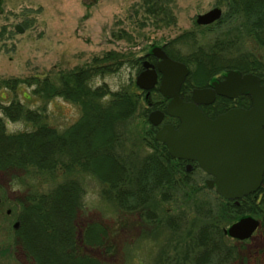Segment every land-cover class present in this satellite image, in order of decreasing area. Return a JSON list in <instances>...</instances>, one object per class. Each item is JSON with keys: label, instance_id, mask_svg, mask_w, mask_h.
<instances>
[{"label": "rangeland", "instance_id": "1", "mask_svg": "<svg viewBox=\"0 0 264 264\" xmlns=\"http://www.w3.org/2000/svg\"><path fill=\"white\" fill-rule=\"evenodd\" d=\"M155 1L157 0H3V10L0 13V119L5 133H30L39 127L31 122L12 121L4 115L1 108L15 103L28 108L34 114L38 113L41 125L58 129L59 132L66 131L82 117L81 108L69 100L62 97L44 99L43 95H35L34 88L27 84L20 83L14 89H11L10 84L38 77L43 81L50 76V79L57 81L77 69L96 70L98 73L91 79V86H106L112 93L126 92L140 102L133 104L138 109L136 107L137 110L127 123L129 134L124 143L129 145L123 143L115 148L119 155L125 160L129 159L130 166L137 170L144 157L157 156L155 149L149 147V135L146 133L151 131L155 139L158 127L150 122L149 116L154 111H165V105L158 108L157 104L160 100L163 101L164 97H161L157 90L147 93L136 84L137 77L144 69L142 61L146 60L145 57L152 48L167 44L170 49L179 52L181 59L189 58L192 61L190 56L204 57L198 65H187L190 72L200 73L199 79L202 78L204 69H219L208 76L203 87L228 71H237L227 69L222 72L220 68L234 65L236 60L242 58L251 59L255 65L260 64L257 66L261 69L258 73L264 80V34L256 36L249 30L251 36L244 43L247 27L237 25L245 20L237 17L229 19L230 0H158L159 6L170 9L173 14L174 19H164L165 21H162V16L149 13ZM214 8L222 11L221 19L210 26H199L197 17ZM16 25H21L24 32H17ZM229 40L235 43L229 45ZM209 60L213 61L214 65L210 64L208 67ZM104 67L112 70L101 75L104 71L100 70L99 73V69ZM246 74L257 75L256 72ZM190 76L187 78V84ZM190 80L196 82L194 77ZM188 89L186 97H190L193 90ZM245 100L243 106H248V100ZM231 102L226 110L234 105H242L236 101ZM169 121L171 118L166 120ZM118 148L124 152H120ZM188 165H191L190 171H187ZM188 165L183 162V171L179 172L167 166L175 176L172 184L161 186L155 191V201L149 211L155 216V220L151 221L146 218V210L124 209L122 200L126 191L122 190V197L118 202H114L108 196L109 184L106 186L88 175H75L84 189V196L76 224L73 223L71 229V233L75 235L72 240L74 244L66 248L56 243L58 238L50 239L45 236L42 249L57 253L60 262L55 261L54 264H77L73 262L76 261L73 260V252H77V258L86 260V263L82 264H91L88 263L89 258L98 264H197L196 259L202 251V248L198 247V238L207 230L202 225L209 223L207 210H210L211 216L216 215L219 205L224 208L221 201L225 202V199L207 186L206 182L210 177L196 164ZM52 171L54 172H41L34 167L17 172L0 169V193L9 201L13 198L30 197L31 201L27 199V206L34 207L35 196L39 198L41 194L52 193L55 188L73 177H69L70 175L61 168ZM186 175L189 180L184 178ZM184 180L187 182L184 183ZM238 203L234 204L239 206L240 202ZM128 205L136 206L130 199ZM10 206L14 205L11 203ZM258 206L263 218L253 215L240 218L253 217L261 223L250 239L239 241L226 234V231L240 220L238 217L229 216L231 220L224 219L221 223V231L228 241L227 245L240 247L242 259L236 264H264V207H261V204ZM202 207L206 210L201 211ZM25 208L27 207H24L26 230L30 215ZM18 212L16 206V213L19 214ZM170 219L176 225L170 226ZM37 221L35 219V226L39 230L35 233L44 232L45 229L39 226L41 222ZM43 223L48 224L46 220ZM89 226H98L106 231L108 238L101 237L98 246H89L86 240ZM9 228L8 225L7 229ZM47 232L50 235L54 233L50 230ZM204 234L209 236L208 231ZM214 236L216 234H213ZM28 241L30 239L25 236L24 246L29 245ZM65 248L66 254L58 253L60 250L64 252ZM4 252V261L9 264L12 259L8 248H5ZM215 255L216 253H209V261H213V264L218 262L217 258L222 261L221 255ZM60 258L65 262L61 263Z\"/></svg>", "mask_w": 264, "mask_h": 264}, {"label": "trees", "instance_id": "2", "mask_svg": "<svg viewBox=\"0 0 264 264\" xmlns=\"http://www.w3.org/2000/svg\"><path fill=\"white\" fill-rule=\"evenodd\" d=\"M230 6L229 19L233 20L237 17L242 21L245 20L244 23L241 21L242 23L237 25L247 27L245 28L246 40H243L244 43L247 42L251 33H255L256 36L264 34V0H230ZM149 13L151 15L162 16V21L174 19L171 10L162 7V5L159 6L158 0L155 1L153 7L149 9ZM249 30H251L250 34ZM181 39L182 38H180V40ZM231 41L233 40L228 41L229 45L235 43ZM170 48L171 47L167 48L169 56L183 63L186 62L185 64L189 67L198 65L201 59H205L202 56H195L194 58L190 56L192 61H190L189 58L181 59L178 56L179 52L176 53ZM108 56L109 54L107 57ZM231 62L233 63V61ZM213 63V61L209 60L208 67L210 64L214 65ZM233 64L234 65L231 66L225 65L220 69H222V72L227 69H235L245 74L246 72H256L261 78L260 73H258V71L261 70L258 68L260 64L255 65L251 59L242 58L236 60ZM100 70L104 71L101 73V75H103L105 72L111 71L112 69L110 70L104 67L103 69H99V73ZM204 70L205 72L201 74V79L198 78L200 73L195 74L193 71L190 72V79L194 77L196 78V82H192L190 79L188 84L185 82L186 85H184L182 89L183 97L187 96L186 90L188 88L203 87L202 85H205L208 76L219 71V69ZM97 73L98 71L96 70L93 71L92 69L81 68L77 69L75 72L68 73V75H63L62 78L57 81L50 79V76V78L43 81L38 77L30 78L25 82L16 81L15 84L9 83L12 85L11 89H14L20 83L27 84L34 88L33 93L35 95H43L44 99L50 100L52 98L62 97L77 104L82 111V117L76 124L66 131L59 132L58 129L41 125L39 114H34V112L28 108L25 109L19 103L1 108L4 115H7L12 121L20 120L31 122L39 126L34 132L11 135L5 133L2 120L0 119L1 170L17 172L19 170H27L28 168L34 167V169H38L41 172H43V170L54 172L52 170L61 168L67 175H70L69 177L73 176L65 183L55 188L52 193H44L43 195L41 194L39 198L37 196H35L37 198H32L35 204L34 207L30 208L27 206V199L31 201L30 197L24 199V205L27 207L25 210H28V215H30L26 229V231L28 230L26 238L30 239V241H28V246L30 247H35L37 245L41 247L44 245L45 236L50 239L58 238L56 243L62 244L66 246V248L74 244L72 240L75 238V235L71 233V229H73V223L76 224V217L80 211V203L84 196V189H82L80 183L74 177L75 175H88L92 178H96L106 186L109 184L107 186L109 190L108 196L114 202L120 200L122 197V190L126 191V195L122 200L124 209L129 208L133 211H135L134 209L146 210V218L151 221L155 220V216L153 217V214L149 212L150 206L154 204L153 202L155 201V191L161 186L164 187L172 184L175 176L167 166L169 165V167H172V165L175 164L174 167H172L174 171H183L184 161L171 158L165 145L155 141L151 131L146 133L149 135V147L155 149V154L157 156L144 157L141 164L138 166V168H140L136 170L128 163V161H130L129 159L125 160L122 158V155H119V152H117L115 148L126 142V136L129 134V124L127 123L135 113V110L138 109V107L133 104L135 103L137 105V103L139 104L140 102H137L138 99H136V97L129 96L126 92L122 94L112 93L107 90L106 86H91L90 81L93 77H96ZM109 98L111 99L107 102ZM245 102V99H240L237 103H242V105H239L243 106ZM159 103L157 104L159 105L158 108H162L164 105L163 108H166L165 99H163V101L160 100ZM230 104H232L231 100L219 99L212 106L204 108V111L210 118H213L223 113ZM171 122L176 126L178 125L177 120H171ZM124 144L129 145L128 143ZM129 149H131V147ZM118 150L122 153L124 152L119 148ZM164 163L166 166H164ZM183 175L185 174L183 173ZM184 178L189 180L187 175ZM186 180H184V183L187 182ZM130 183H132L130 185L132 188L129 187ZM129 199L136 205L135 207L134 205H128ZM221 202H223L224 208L219 205L216 215L211 216L212 213L210 210H207L209 223L202 226L207 229L205 231L209 232V236H205V231H203L198 238V247L202 248V251L196 259L197 264H213V261H209V253H216L217 256H222V261H219L218 258L216 259L218 264H225L226 261L235 262L236 264L242 259L240 247L227 245L228 241L227 239L225 240L221 231L223 228L221 223L224 219L231 220L228 218L229 216L232 218L238 217V220L245 215L263 218L261 215L262 213L258 210V205L261 204V207H264V184L255 194L242 199L239 206H236L234 204L235 202L233 203L231 201L225 200V202ZM123 207L121 206V208ZM200 210L205 211L206 209L202 207ZM213 211L214 210H212V212ZM223 213H225V215ZM35 219L38 220V223L41 222L39 226H41V229H45L43 230L44 232L35 233L36 230H39V228L35 226ZM45 220L48 224L43 223ZM168 224L170 226L176 225L171 219ZM93 226H89L87 229L88 233L86 240L89 246H98L100 244L98 241L101 237L103 239L105 236L106 238L108 237L106 231L99 229L98 226ZM30 230L35 231L30 232ZM49 230L54 233L50 235L47 232ZM213 234H216V236L213 237ZM69 236H71L70 239L68 238ZM209 245L210 247L208 248L207 246ZM66 248L64 252L60 250L58 253L66 254ZM35 252L38 264H54L55 261L58 263L60 262L59 256L53 250L49 251L41 247L40 249H33L34 255ZM72 254L75 257L73 260H76L73 261L74 263H86V260H82L81 257L77 258L75 256L77 252H73ZM63 262H65L64 259H61V263ZM94 262L95 261L89 258L88 263L94 264ZM66 263L67 262L64 264ZM95 264L98 263L95 262Z\"/></svg>", "mask_w": 264, "mask_h": 264}, {"label": "water", "instance_id": "3", "mask_svg": "<svg viewBox=\"0 0 264 264\" xmlns=\"http://www.w3.org/2000/svg\"><path fill=\"white\" fill-rule=\"evenodd\" d=\"M222 16L220 9H213L197 17L199 26H209ZM19 33L23 29L17 27ZM159 61L156 67L143 64L136 84L151 92L161 81L159 92L168 103L165 112L154 111L150 122L158 127L166 116L179 120L175 128L163 125L155 139L166 146L169 155L176 160L196 162L199 168L211 176L206 182L210 189L228 201L239 200L256 193L264 177V84L253 74L243 75L229 71L223 81H215L211 88L195 89L192 101L185 102L180 96L189 69L181 62L171 59L159 47L152 50ZM248 94L252 106L249 109L235 108L208 118L202 106L212 105L217 96L235 99ZM191 165L187 166L190 171ZM261 223L253 217H245L234 223L226 234L233 239L245 241L258 230Z\"/></svg>", "mask_w": 264, "mask_h": 264}, {"label": "flooded vegetation", "instance_id": "4", "mask_svg": "<svg viewBox=\"0 0 264 264\" xmlns=\"http://www.w3.org/2000/svg\"><path fill=\"white\" fill-rule=\"evenodd\" d=\"M214 9H217V8H214ZM2 10H3V0H0V13L2 12ZM17 27L22 28L21 25H16L15 26V30L16 31H17ZM23 32H24V30H23ZM159 48H161L166 53V55L169 56V54L167 53V48H168L167 44L162 46V47H159ZM152 50H153V48H152ZM151 52L145 57L146 60L142 61V65L145 62H149L150 64H152V65H154L156 67V65H157L159 60L154 55H152ZM142 68H144V67H142ZM143 71H144V69L140 72V74ZM225 75L226 74L221 75L219 78H216L214 81H223ZM243 75H246V74H243ZM255 76H257V75H255ZM258 78H259V80L261 82V85H263L264 84V80H262L260 77H258ZM158 80L160 82L161 74H159ZM186 81H187V79H186ZM214 81L210 82L207 86L200 87V88H193V90L211 88V85H212V83ZM184 85H185V83H184ZM184 85L181 88L180 96L183 99V101L190 102V101H192V92H193V90L191 92L190 97H183L182 96V89H183ZM219 99H228V98L223 97V96H217L216 100H215V102L213 104H215L216 101L219 100ZM240 99H247L249 105L248 106L234 105V107L230 108L229 110H226V112L230 111L232 109H235V108H243V109L251 108V106H252L251 97L248 94L239 95L235 99H228V100L238 102ZM169 102H170V100H168V103ZM212 105H208V106H212ZM208 106H202L201 107V109L203 110L204 113H205V111H204L205 109L204 108H206ZM226 112H224V113H226ZM205 115L208 118H210L206 113H205ZM213 118H210V119H213ZM166 120H167V118L164 119V124H171V125L175 126L171 121L166 122ZM168 120H170V119H168ZM188 164H190V163L187 162V165ZM210 179L211 178H209L208 180H210ZM263 184H264V177H263L262 185ZM24 199L25 198H13L12 200L10 199V201H11L10 202L8 199L6 200V197L4 195H2L0 193V264H5L7 262V261H4V257H3L4 253H5L4 252L5 248H8V250H9L8 253H10V255H11L10 258L12 259V261L9 264H38L37 261H36V252H35V255H34L33 249H40L41 248L40 245H37L35 247H30V246L26 247V246H24L25 245L24 244L25 236H26V234L28 232V230L26 231L24 229V224H25L24 223V220H25L24 219V217H25L24 216V207H25ZM11 203L14 205L13 207L10 206ZM16 206L18 207V210H19L18 213L19 214L16 213ZM21 212H23V213H21ZM10 222H11V224H10ZM8 225L10 226L9 229H7ZM6 243H9V244H6ZM6 264H8V262Z\"/></svg>", "mask_w": 264, "mask_h": 264}]
</instances>
